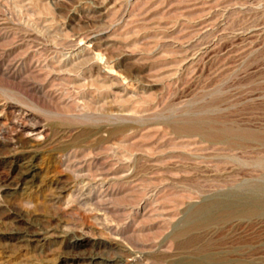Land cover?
I'll use <instances>...</instances> for the list:
<instances>
[{
    "label": "rangeland",
    "instance_id": "rangeland-1",
    "mask_svg": "<svg viewBox=\"0 0 264 264\" xmlns=\"http://www.w3.org/2000/svg\"><path fill=\"white\" fill-rule=\"evenodd\" d=\"M0 264H264V0H0Z\"/></svg>",
    "mask_w": 264,
    "mask_h": 264
}]
</instances>
